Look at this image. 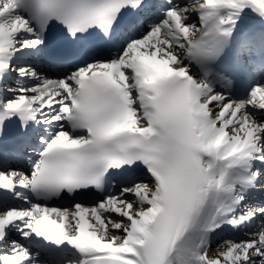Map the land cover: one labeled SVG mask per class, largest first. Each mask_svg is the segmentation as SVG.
<instances>
[{
    "label": "snow or ice",
    "instance_id": "snow-or-ice-1",
    "mask_svg": "<svg viewBox=\"0 0 264 264\" xmlns=\"http://www.w3.org/2000/svg\"><path fill=\"white\" fill-rule=\"evenodd\" d=\"M0 264H264V0H0Z\"/></svg>",
    "mask_w": 264,
    "mask_h": 264
},
{
    "label": "rangeland",
    "instance_id": "rangeland-1",
    "mask_svg": "<svg viewBox=\"0 0 264 264\" xmlns=\"http://www.w3.org/2000/svg\"><path fill=\"white\" fill-rule=\"evenodd\" d=\"M215 245V244H214Z\"/></svg>",
    "mask_w": 264,
    "mask_h": 264
}]
</instances>
